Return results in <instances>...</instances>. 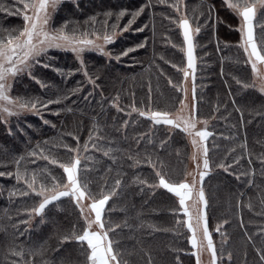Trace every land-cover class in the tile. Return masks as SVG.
Listing matches in <instances>:
<instances>
[{
	"label": "trees",
	"instance_id": "trees-1",
	"mask_svg": "<svg viewBox=\"0 0 264 264\" xmlns=\"http://www.w3.org/2000/svg\"><path fill=\"white\" fill-rule=\"evenodd\" d=\"M0 2L11 4L12 0ZM145 2L78 0L77 7L73 0H65L54 16V24L60 27L65 22H70V26L78 23L82 30L89 32V38H94L93 30L103 32L104 13L112 12L114 15L109 23H115V14L119 11L131 13ZM180 5V13L166 5H156L138 17L127 32L117 29L113 44L107 46L111 58L97 51H87L85 65L90 75H99L98 86L88 83L75 55L62 49H52L42 58L50 68L36 66L32 70L45 87L35 83L26 72L19 74L13 82V97H38L45 103L57 97L69 98L60 104H50L47 109L41 108L40 115L27 112L11 117L8 123L0 121V171L14 173L13 160L24 156L22 166H27L29 172L46 168L59 178L62 169L28 153L39 152L42 148L51 158L66 161L69 154L62 145L67 143L75 147L77 144L67 133L79 137L82 148L96 127L99 133L94 135L103 136L105 148L119 149L112 154L116 162L93 149L89 142V150H82L81 156L92 159H82V167L92 169L89 178L93 180V191L104 181H107V190H111L117 173H121L123 184L106 206L105 219L121 225L111 238L120 242L125 258L131 264H144L140 251L144 248L151 252L155 264H195V257L191 255L194 250L188 241L191 234L186 227L176 225V219H186L182 210L173 214L176 198L164 189H156L153 194L146 186L133 183L136 177L154 182L148 159L157 167V162L162 161L171 169L174 178L177 174L183 177L188 169L190 147L186 134L167 125H154L146 117L132 112L136 107L173 113L180 106L184 92L179 89L184 88V73L179 69L186 68L187 57L179 19L186 15L194 30L200 27L193 40L196 116L208 122L207 128L212 133L207 140L210 171L203 181L209 231L218 247L227 238V243L223 244L225 260L226 253L232 251L234 264H243L246 251L247 264H260L246 233L252 235L255 247L264 246V236L257 235L264 230V203H261L264 200V165L261 163L264 157V94L258 88L244 89L236 83L237 79L249 84L253 81L250 65L245 63L246 56L239 47L240 18L222 0H180ZM128 19L130 15L119 22L121 27ZM145 24L148 27L143 32L136 30ZM22 25V18L0 13V26ZM256 31L259 33L258 27ZM144 42L146 47H137ZM128 48L135 51L121 55ZM57 68L60 72L54 70ZM75 88L80 91L73 95L71 90ZM68 108L72 111H67ZM240 112L244 113L243 119ZM44 120L49 123L44 124ZM129 154L139 160L138 166L130 167L133 161L127 159ZM32 159H36L35 164L30 163ZM221 163L231 167L225 171L218 167ZM26 190L23 181L17 183L14 177H0V264L4 262L6 247L17 236V229L24 234L16 242L30 246L43 244L48 249L45 259H68L71 264H83L84 257L75 242L59 243L60 236L69 234L77 225L79 217L74 204L64 198L50 205L43 217L33 216L24 224L21 221L29 219L30 209L39 202V198L31 194L20 195ZM125 221L127 226H124ZM149 225L167 231H154ZM217 226H222L220 232L215 231ZM57 248L59 251H55Z\"/></svg>",
	"mask_w": 264,
	"mask_h": 264
},
{
	"label": "snow or ice",
	"instance_id": "snow-or-ice-1",
	"mask_svg": "<svg viewBox=\"0 0 264 264\" xmlns=\"http://www.w3.org/2000/svg\"><path fill=\"white\" fill-rule=\"evenodd\" d=\"M64 2L65 0H12L11 4L0 2V13H4L6 16L20 17L23 21L22 27L5 28L0 26V121L8 123L10 117L19 116L22 112H33L40 115L41 108L47 109L50 104H60L64 99L69 98L68 96L57 97L55 100H48L45 103L38 97H13L10 94L13 89V82L19 74L25 72L35 83L41 87L46 86L41 79L33 75L32 70L36 66L51 67L50 64L42 59L47 56L50 50L62 49L71 51L79 61V70L83 72L88 83L98 86L96 82L100 79L99 75L95 77L90 75L85 65L83 55L86 51H97L103 56L111 58L112 54L105 50V45L113 44L114 37L118 34L117 29L120 32H127L138 17L145 14L147 9L154 8L156 5H166L177 13L181 11L180 0H175L172 3L169 0H155V3L153 0H146L142 6L131 13L126 10L119 11L115 14V23H109V20L114 15L112 12L104 13L105 19L101 25L103 32L100 33L93 30L91 35L94 38H89V32L82 30L78 23L70 26V22H65L60 27L55 26L54 16ZM73 2L79 7L78 0H73ZM222 2L241 20V25L238 29L241 34L239 47L246 56L245 63L250 65L253 77L251 84L240 79H237L236 83L244 89L258 88L264 94V0H222ZM211 11L212 7L209 8V13ZM126 15H130V19L121 27L119 22ZM166 18L171 19L170 17ZM92 21L95 23V17L92 18ZM147 27L148 25L145 24L136 30L143 32ZM179 27L182 29L183 42L187 45L188 61L187 68L179 70L183 71L184 77L187 79L189 76L188 70L191 69L194 80L196 63L193 29L186 15H181ZM257 27L259 28V33L256 31ZM194 31L199 33L200 27L197 26ZM137 47H146V42L138 44ZM133 51H135L134 48H128L121 55L126 56ZM116 59L119 60L120 57L117 56ZM173 67H176V65H173ZM54 70L60 72L58 68ZM179 90L184 92L186 99L187 89L181 88ZM71 91L74 95L80 89L75 88ZM193 99H195V86H193ZM180 103L181 109L177 115H173L167 110L153 111L148 109L145 111L136 107L132 108V112L138 113L140 117H146L154 125H169L173 130L180 129L189 137L193 148L191 159L195 163L199 181L196 180L195 176H193L191 181H188L187 177L193 175L191 172H185L183 177L177 174L174 178L171 169L162 161L157 162L159 164V167H157V164L152 163L148 159V163L154 173V182L149 183L146 179L136 177L133 183L146 186L148 189L153 190V194H155L156 189H164L176 198L177 206L172 210L173 214L182 210L183 217H186V219H176V225L177 227H186L187 232L191 234L188 237V241L194 250L191 255L195 257V264H234V253L232 251L226 253L227 259L225 260L223 244L227 243V238L225 237L221 246L218 247L214 243L212 232L209 231L206 212L208 200L205 196L203 181L210 171L209 148L206 141L212 133L207 130L208 122L197 118L194 104L189 109V114L185 116L183 111L188 105L184 101ZM236 110L240 111L239 108ZM67 111L71 112L72 109L68 108ZM128 115H131V113H128ZM240 115L241 119H243L244 113L240 112ZM41 118L43 117L41 116ZM48 123L49 121L44 120V124ZM200 124H203V129L198 128ZM9 133L11 134V129H9ZM94 133H99V129L94 127L93 132L89 133V142H92V148L102 152L104 157H108L115 163L116 157L112 154L119 151V149L105 148L102 145L103 136L94 135ZM67 135L72 136L77 144L75 147L67 143L62 145L69 154L66 161L51 158L49 155L44 154V149L42 148L39 152L33 150L28 153L31 157L47 161L48 164L62 169V174L59 178L48 172L46 168L40 169L39 172L36 170L29 172L27 166H22V161L25 160L24 156L13 160L15 164L14 173L0 171V177H14L17 183L23 181L27 190L22 191L20 195L29 196L31 194L39 198L38 205L32 207L28 213L29 219L23 220L21 223L28 224L33 216L43 217L50 205L67 198L78 210V227L74 225L73 230L69 234L60 236L59 243L63 245L70 241L75 242L79 246L80 254L84 257L83 264H131L125 258V252L121 250L120 242L111 238L116 233V229L121 228V225L112 224L105 219L106 206L117 195V190L123 184L121 173H117L111 190H107L108 184L107 181H104L98 185L97 191H93V180L89 178L92 169L82 167V159L90 160L92 157L82 158L81 156L82 150L84 152L89 150V142H86L81 148L79 137L70 132ZM127 159L133 161L130 167L139 165V160L135 159L131 154L127 156ZM236 162L239 163V160ZM251 162V158H249V163ZM30 163L35 164L36 159H32ZM261 163L264 165V157H261ZM218 167L228 171L231 165L225 166V164L221 163ZM108 171H111V169L109 168ZM262 174H264V170H262ZM252 175H255L254 171ZM143 190L142 187L141 191ZM261 203H264V200ZM248 207L251 209L252 205L249 203ZM124 226H127V221L124 222ZM149 227L153 228L154 231H167V229L154 228L152 225H149ZM221 227L217 226L215 231L220 232ZM3 230L7 231L6 228ZM23 234L17 229V236L12 244L6 247L3 264H71L68 259L59 261L45 259L48 249L43 244L30 246L16 242L19 236ZM257 235L264 236V230H261ZM246 236L247 240L253 244L260 264H264V246L255 247L252 235H247L246 233ZM55 251H59V248L55 249ZM140 251L143 252L141 259H143L144 264H155L149 250L141 248ZM128 255H132V253H128ZM205 256H207V261L204 259ZM243 264H247L246 251L243 253Z\"/></svg>",
	"mask_w": 264,
	"mask_h": 264
},
{
	"label": "rangeland",
	"instance_id": "rangeland-1",
	"mask_svg": "<svg viewBox=\"0 0 264 264\" xmlns=\"http://www.w3.org/2000/svg\"><path fill=\"white\" fill-rule=\"evenodd\" d=\"M194 33H195V31L193 29V40H194ZM101 43H102V41H101ZM107 46L108 45H105V50L106 51H107ZM186 49H187V45L185 44V53H186V57H187ZM194 52H195V47H194ZM194 57H195V55H194ZM83 59H84V55H83ZM187 63H188V61H187ZM195 63H196V59H195ZM186 68H187V66H186ZM188 71H189V76L187 77V79H185V77H184V88L187 89V98L185 99V94H184L183 99H182V101H184L188 105V107L185 108L184 111H183V115H185V116H187L189 114V109H191L192 105L193 104L195 105V99H193V86H194L193 74H192V70L191 69H189ZM180 109H181V104L178 107V109L176 111H174L172 114L173 115L179 114ZM24 113H27V112H22L21 114H24ZM9 119H11V117ZM199 120H201V119H199ZM167 126L171 128V126H169V125H167ZM203 127H204L203 124L198 125V128L203 129ZM207 130L210 131L208 128H207ZM186 137H187L188 144H189V147H190V155H189L187 172H191L193 174L192 176H188L187 179H188V181H191L193 179V176H195L196 180L199 181V176H198L197 171H196L195 163L191 159V154H192L193 148H192V145L190 143L189 137L187 135H186ZM206 144H207V141H206ZM201 169H202V166H201ZM198 186H199V184H198ZM204 259H205V261H207V256H205Z\"/></svg>",
	"mask_w": 264,
	"mask_h": 264
}]
</instances>
